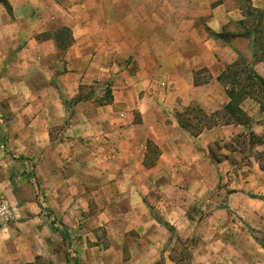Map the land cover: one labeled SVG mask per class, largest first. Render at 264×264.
I'll return each mask as SVG.
<instances>
[{
    "label": "crops",
    "instance_id": "1",
    "mask_svg": "<svg viewBox=\"0 0 264 264\" xmlns=\"http://www.w3.org/2000/svg\"><path fill=\"white\" fill-rule=\"evenodd\" d=\"M8 2L0 264H264V0Z\"/></svg>",
    "mask_w": 264,
    "mask_h": 264
},
{
    "label": "rangeland",
    "instance_id": "2",
    "mask_svg": "<svg viewBox=\"0 0 264 264\" xmlns=\"http://www.w3.org/2000/svg\"><path fill=\"white\" fill-rule=\"evenodd\" d=\"M7 128L6 124L0 123V144L2 146V144H5L8 142L7 136L6 134L4 135V132ZM57 138V136H56ZM59 139H54L53 142H57ZM21 157L18 158V162H20ZM38 165V162H33V167L34 169H36ZM20 164H17L14 162V160L11 159V157H9V159L7 158V155H5L3 158H0V168L2 169H9V172L11 170L15 171L16 174L14 177H18V174H21L23 171L19 168ZM23 169V168H22ZM28 169V168H27ZM28 171H30V168L28 169ZM30 172H27V174L29 175ZM34 178V175H33ZM29 179V178H28ZM31 191H32V197L33 200L37 199V202L40 201L39 197L41 196L42 193V188L40 187V185L38 184V182H36V180H33L32 185H31ZM5 201L7 203V207L9 209V211H11V214L8 216H5L3 214H0V226L2 225H6V224H10L12 223H16V221L18 222H22L23 221V217L22 216H18L17 215V210L16 207L9 201V199L4 198L1 199L0 198V202ZM5 216V217H4ZM34 248H37V256L34 259V261L31 264H57V262L59 261L60 258L65 259L64 254L60 256V252L62 251H58L57 247L53 248V253H42L40 252V245H38L37 243L34 244ZM66 251V256H69L70 258V252L67 250Z\"/></svg>",
    "mask_w": 264,
    "mask_h": 264
},
{
    "label": "trees",
    "instance_id": "3",
    "mask_svg": "<svg viewBox=\"0 0 264 264\" xmlns=\"http://www.w3.org/2000/svg\"><path fill=\"white\" fill-rule=\"evenodd\" d=\"M0 3L4 4L6 6V8L8 9V11H12L11 5L8 2V0H0ZM65 33L67 34V32L65 31ZM225 79V77H224ZM246 81H249L248 86L251 88V90L249 91V94H253V89L259 88L264 96V79H262L261 77H259L258 75H256L254 72L252 71H247V75H246ZM232 94V93H231ZM77 102V101H76ZM261 106L262 109L264 110V101H261ZM227 109L229 110V112L231 114H233L236 118L237 121L240 122H245L247 125L250 123V120L248 119V117L243 113V111H241L238 106L236 105H228ZM212 155H213V151H212ZM214 158L216 160H220L217 157H215V155H213Z\"/></svg>",
    "mask_w": 264,
    "mask_h": 264
},
{
    "label": "built area",
    "instance_id": "4",
    "mask_svg": "<svg viewBox=\"0 0 264 264\" xmlns=\"http://www.w3.org/2000/svg\"><path fill=\"white\" fill-rule=\"evenodd\" d=\"M0 214H3L5 216H8L11 214V211H9L7 207V203L5 201L0 202Z\"/></svg>",
    "mask_w": 264,
    "mask_h": 264
}]
</instances>
